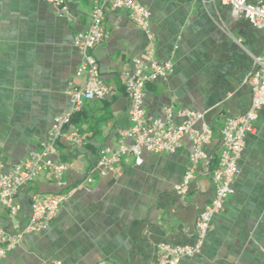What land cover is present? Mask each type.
I'll use <instances>...</instances> for the list:
<instances>
[{"label": "crops", "instance_id": "crops-1", "mask_svg": "<svg viewBox=\"0 0 264 264\" xmlns=\"http://www.w3.org/2000/svg\"><path fill=\"white\" fill-rule=\"evenodd\" d=\"M135 1L149 13L153 43L126 11L106 10L107 38L92 54L112 94L85 102L74 114L71 127L84 143L75 148L58 143L55 161L67 165L61 178L39 175L19 192L13 217L0 207V224L16 231L28 219L34 194L66 195L48 228L26 235L0 264H154L159 244L194 243L197 215L215 193L211 170L220 152L219 130L228 117L248 108L246 80L254 59L264 60V32L244 17L233 18L219 0ZM92 5V0H63L61 6L52 0H0L5 171L40 148L53 118L69 109L67 89L84 84L75 74L81 57L74 38L87 29ZM150 48L173 69L164 80L146 85L145 114L161 118L167 106L203 114L202 122L214 131L205 150L207 165L198 166L185 195L175 192L190 166V143L184 138L174 153L143 152L139 165L125 156L115 172L78 188L101 150L116 148L120 133L131 127L123 77L132 60L144 59ZM233 190L211 220L201 251L178 264H264V107L237 161Z\"/></svg>", "mask_w": 264, "mask_h": 264}, {"label": "built area", "instance_id": "built-area-1", "mask_svg": "<svg viewBox=\"0 0 264 264\" xmlns=\"http://www.w3.org/2000/svg\"><path fill=\"white\" fill-rule=\"evenodd\" d=\"M219 1L230 7L233 18L244 17L256 29L264 32V4H250L246 0ZM52 2L57 6L63 5V0ZM92 3L87 29L76 34L74 38V46L81 57L75 74L84 78V84L80 87L70 86L67 89L69 109L53 118L47 137L37 151L29 153L8 171H5L4 163L0 161V207L11 217L17 214L16 199L23 188L32 184L43 173H49L55 180H59L67 170L66 164L55 161L58 143L63 141L74 148L83 145V138L71 127L74 114L81 110L85 102L103 100L112 94L111 89L103 83L98 63L92 54V50L107 38L104 29L106 10L126 11L135 26L146 35L150 43H153L154 35L151 31L149 13L137 1L92 0ZM61 10H65L64 7ZM172 69L171 62L155 59L151 48L147 50L144 59L132 60L131 70L123 77L132 125L120 133L116 148L101 150L96 166L89 170L78 188H84L96 178L115 172L121 158L125 156H132L139 165L143 152L174 153L180 142L186 138L190 143V166L174 190L179 195L187 193L195 179L198 166L202 163L207 165L209 161L205 150L212 142L214 131L202 122L203 114L186 108L174 109L173 106H167L163 109L161 118L153 119L146 116L143 108L146 85L164 80ZM246 81L251 93L248 108L242 115L228 117L219 130L220 152L216 167L211 170L215 193L210 203L197 215L194 243L177 246L159 244L154 264H178L183 258L198 254L210 230L211 220L224 210L228 198L233 194L237 161L244 151L246 137L254 134L258 113L264 107V60L254 59L253 70ZM174 117L179 118L180 122L175 123ZM65 199L66 195L62 194H34L28 219L22 228L8 231L0 224V263L9 252L21 244L26 235L37 234L47 229L59 213Z\"/></svg>", "mask_w": 264, "mask_h": 264}]
</instances>
